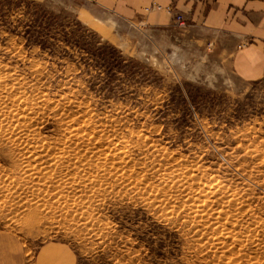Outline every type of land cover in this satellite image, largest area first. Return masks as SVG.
I'll return each instance as SVG.
<instances>
[{"label": "rangeland", "instance_id": "rangeland-1", "mask_svg": "<svg viewBox=\"0 0 264 264\" xmlns=\"http://www.w3.org/2000/svg\"><path fill=\"white\" fill-rule=\"evenodd\" d=\"M173 20L0 0V264L52 244L75 264H264V77Z\"/></svg>", "mask_w": 264, "mask_h": 264}, {"label": "crops", "instance_id": "crops-1", "mask_svg": "<svg viewBox=\"0 0 264 264\" xmlns=\"http://www.w3.org/2000/svg\"><path fill=\"white\" fill-rule=\"evenodd\" d=\"M100 11L122 21L165 27L181 15L186 28L198 29L208 53L227 57L229 70L252 81L264 77V1L262 0H88ZM159 6L161 10H156ZM171 7L172 14L163 8ZM227 39V40H225ZM223 42L229 48L221 47ZM25 264H75L69 250L57 244L43 246Z\"/></svg>", "mask_w": 264, "mask_h": 264}, {"label": "trees", "instance_id": "trees-1", "mask_svg": "<svg viewBox=\"0 0 264 264\" xmlns=\"http://www.w3.org/2000/svg\"><path fill=\"white\" fill-rule=\"evenodd\" d=\"M37 18H38V24H37V28H36V29H38V30H35V32H36L37 34H39V35H38V37H39V39H40V41L38 42L39 45H41V48H42V49H45L46 45H45V43H44V42H45L44 38H47L46 36L50 34V32H51V30H52V29L50 28L51 25L49 24V22H48V23H44V22H43V20H44L43 15H38ZM52 25L54 26L55 23L53 22ZM80 42H81V39H80V41H77V44L80 45ZM83 44H85V43H83ZM85 46H87V47H86V50H87L88 52L92 53V55H93L94 57H98V58L100 59V62H102L103 65L111 66V64H113L112 62H109V61L106 59V54H104V53H99V52L97 51V49H94V47L91 48L92 46H91L90 44H85ZM114 62H116V64H118L119 66L121 65V62H119L118 60H116V61H114ZM118 65H115V67H118Z\"/></svg>", "mask_w": 264, "mask_h": 264}, {"label": "bare ground", "instance_id": "bare-ground-1", "mask_svg": "<svg viewBox=\"0 0 264 264\" xmlns=\"http://www.w3.org/2000/svg\"><path fill=\"white\" fill-rule=\"evenodd\" d=\"M1 89H2V88H1ZM12 91H13V90H12ZM15 111H17V110H15ZM3 115H4V114H3ZM18 115H20V114H18ZM6 116H7V115H6ZM8 116H9V115H8ZM12 118H13V117H12ZM4 122H5V121H4ZM9 123H12V122H9ZM19 129H20V131L22 130L20 133H23V132L27 129V126H26V125L20 126ZM72 133H73V131H72ZM69 134H70V133H69ZM76 134H77V133H76ZM7 135H8V134H7ZM16 135H17V134H16ZM24 136H25V135H24ZM12 137H13V136H12ZM73 137H74V136H73ZM73 137H72V138H73ZM70 138H71V137H70ZM78 138H79V137H77V139H78ZM80 138H81V137H80ZM80 138H79L78 140H80ZM82 138H84V137H82ZM6 140H7V139H6ZM87 140H88V139H87ZM7 141H8V140H7ZM9 141H11V140H9ZM14 142H15V141H14ZM14 142H13V143H14ZM38 142H39V140H38ZM84 142H85V141H84ZM23 143H24V142H23ZM90 143H91V142H90ZM37 144H38V143H37ZM44 144L46 145V143H44ZM20 145H21V144H20ZM20 145H19V146H20ZM29 145H31V144L29 143ZM32 145H33V144H32ZM81 145H82V144H81ZM50 146H52V145H50ZM77 146H78V145H77ZM85 146H87V145H85ZM85 146H84V147H85ZM36 147H37V146H36ZM48 147H49V146H48ZM52 147H53V146H52ZM70 147H71V146H70ZM84 147H83V148H84ZM92 147H93V146H92ZM58 149H59V148H58ZM65 149H66V148H65ZM77 149H78V148H77ZM27 150H28V149H27ZM33 150H34V149H33ZM50 150H52V148H51ZM81 150H83V149H81ZM87 150H88V149H87ZM91 150H92V149H91ZM16 151H17V150H16ZM42 151H43V150H42ZM59 152H60V151H59ZM81 152H82V151H81ZM81 152H78V153H81ZM49 153H50V152H49ZM86 153H88V152H86ZM100 153H102V152H100ZM55 154H56V153H55ZM102 154H103V156H104V153H102ZM10 155H11V154H10ZM17 155H18V154H17ZM36 155H37V154H36ZM61 155H62V154H61ZM93 155H94V154H93ZM95 155H96V154H95ZM250 155H251V154H250ZM30 156H31V155H30ZM48 156H50V155H48ZM62 156H63V155H62ZM78 156H79V154H78ZM99 156H101V155H99ZM43 157H45V156H43ZM74 157H75V156H74ZM110 157H111V156H110ZM39 159H40V158H39ZM42 159H43V158H42ZM51 159H52V158H51ZM72 159H74V158H72ZM249 159H250V158H249ZM22 160H23V159H22ZM101 160H102V159H100V161H101ZM108 160H110V158H109ZM25 161H26V159H25ZM36 161H37V160H36ZM38 161H40V160H38ZM52 161H53V160H52ZM67 162H68V161H67ZM76 162H78V161H76ZM103 162H106V161H103ZM34 163H35V162H34ZM46 163H47V162H46ZM63 163H64V162H63ZM36 164H37V163H36ZM60 164H61V163H60ZM104 164H106V163H104ZM107 164H108V163H107ZM253 164H254V163H253ZM41 165H42V164H41ZM68 165H70V163H69ZM71 165H72V164H71ZM74 165H75V164H74ZM111 165H112V164H109V166H111ZM115 165H116V164H115ZM258 165H259V164H258ZM96 166H97V165H96ZM227 166H228V165H227ZM30 167H31V165H30ZM32 167H33V165H32ZM68 167H69V166H68ZM38 168H39V165H37L36 167H34V170H38ZM44 168H45V167H44ZM44 168H43V169H44ZM102 168H103V167H102ZM104 168H106V167H104ZM45 169L47 170V167H46ZM90 169H91V168H90ZM106 169H107V168H106ZM104 170H105V169H104ZM27 171H28V170H27ZM29 171H30V170H29ZM43 171H44V170H43ZM60 171H61V170H60ZM105 172H106V171H104V173H105ZM107 172H108V171H107ZM110 172H111V171H110ZM48 173H49V172H48ZM108 173H109V172H108ZM111 173H112V172H111ZM111 173H110V174H111ZM113 173H115V171H114ZM124 173H125V172H124ZM53 175H54V174H53ZM103 175H104V174H103ZM106 175H108V174L106 173ZM111 175H112V174H111ZM111 175H110V176H111ZM115 175H116V174H115ZM86 176H87V175H86ZM112 176H113V175H112ZM117 177L119 178V176H117ZM117 177H116V178H117ZM121 177H122V175H121ZM126 177H127V176H126ZM109 178H110V177H109ZM112 178H113V177H112ZM63 179H64V178H63ZM125 179H126V178H125ZM33 180H34V179H33ZM46 180H47V178H46ZM88 180H89V179H88ZM116 180H117V179H116ZM177 180H178V179H177ZM187 181H189V180H187ZM187 181H186V182L184 181V182L187 183ZM215 181H216V180H215ZM228 181H229V180H228ZM228 181H227V182H228ZM88 182H89V181H88ZM92 182H93V181H92ZM123 182H124V181H123ZM191 182H192V181H191ZM194 182H195V180H194ZM217 182H218V181H217ZM180 183H181V182H180ZM182 184H184V183H182ZM217 185H218V184H217ZM187 186H189V185H187ZM213 186H214V184H213ZM228 186H229V185H228ZM34 187H35V186H34ZM209 187H210V186H209ZM223 187H224V186H223ZM212 188H213V187H212ZM216 188H217V187H216ZM221 188H222V187H221ZM247 188H248V187H247ZM44 189H45V188H44ZM213 189H215V188H213ZM186 190H189V189H186ZM186 190H185V191H186ZM191 190H192V188H191ZM208 191H209V190H208ZM220 191H221V190H220ZM58 192H59V191H58ZM187 192H189V191H187ZM191 192H192V191H191ZM191 192H190V193H191ZM210 192H211V191H210ZM210 192H209V193H210ZM225 192H226V191H225ZM227 193H228V192H227ZM150 194H151V193H150ZM210 194H212V192H211ZM215 194L218 195L219 193H216V192H215ZM248 194H249V193H248ZM206 195H207V194H206ZM213 195H214V194H213ZM226 195H227V194H226ZM187 196H189V195H187ZM211 196H212V195H211ZM224 196H225V194H224ZM224 196H223V197H224ZM242 196H243V195H242ZM205 198H207V197L205 196ZM205 198H204V199H205ZM228 198H230V197H228ZM241 199H242V198H241ZM187 200H189V199H187ZM207 200H211V198H210V199L207 198ZM213 200H215V199H213ZM225 200H226V198H225ZM196 201H197V200H196ZM222 201H223V200H222ZM209 202H210V201H209ZM217 202H218V201H217ZM234 202H236V201H234ZM198 203H199V202H198ZM230 204H231V202H230ZM207 205H209V204H207ZM214 205H218V204H216V202H215ZM214 205H213V206H214ZM224 205H225V204H224ZM231 205H233V204H231ZM193 206H195V205L193 204ZM237 206H239V205H237ZM206 207H207V206H206ZM244 207H245V206H244ZM194 208H195V207H194ZM194 208H193V209H194ZM199 208H201L200 205H199ZM199 208H198V209H199ZM224 208H226V207H224ZM227 208H228V207H227ZM231 208H232V207H231ZM201 209H204V208H201ZM215 209H216V208H215ZM241 209H242V208H241ZM229 210H230V209H229ZM229 210H228V211H229ZM202 211H203V210H202ZM216 211H217V210H216ZM223 211H224V210H223ZM199 212H200V211H199ZM210 212H211V211H209L208 213H210ZM194 213H195V212H194ZM223 213H224V212H223ZM239 213H240V212H239ZM190 214H192V213H190ZM190 214H189V215H190ZM196 214H197V212H196ZM199 214H200V213H199ZM233 214H234V213H233ZM205 215H207V213H206ZM208 215H210V214H208ZM211 215H213V214H211ZM215 215H216V214H215ZM224 215H225V214H224ZM197 216H198V215H197ZM203 216H204V215H203ZM225 216H226V215H225ZM225 216H223V218H224ZM231 216H232V215H231ZM219 217H220V216H219ZM221 217H222V216H221ZM195 218H196V217H195ZM198 218H199V217H198ZM229 218H230V217H229ZM193 219H194V218H193ZM205 219H206V218H205ZM213 219H215V218H213ZM203 220H204V219H203ZM208 220H209V219H208ZM221 220H222V219H221ZM223 220H224V219H223ZM215 221H216V220H215ZM229 221H230V220H229ZM198 222H199V221H198ZM211 222H212V220H211ZM202 224H203V223H202ZM233 224H234V223H233ZM228 239H229V237H228ZM228 241H229V240H228ZM231 242H232V241H231ZM232 243H233V242H232ZM254 247H255V246H254ZM241 253H242V252H241ZM243 254H244V253H243Z\"/></svg>", "mask_w": 264, "mask_h": 264}, {"label": "built area", "instance_id": "built-area-1", "mask_svg": "<svg viewBox=\"0 0 264 264\" xmlns=\"http://www.w3.org/2000/svg\"><path fill=\"white\" fill-rule=\"evenodd\" d=\"M157 9H158V10H161V8H160L159 6H156V10H157ZM163 10L166 11L167 13H169V14H172V13H173V10H171V8H168V7L163 8ZM173 18L175 19V22H176L178 25L183 26V19H182V17H181L180 15H176V16H174Z\"/></svg>", "mask_w": 264, "mask_h": 264}]
</instances>
